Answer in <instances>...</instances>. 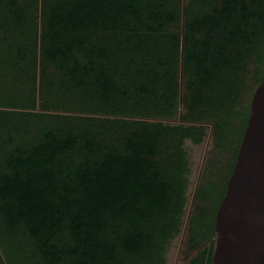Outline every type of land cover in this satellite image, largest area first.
<instances>
[{"label":"trees","instance_id":"trees-1","mask_svg":"<svg viewBox=\"0 0 264 264\" xmlns=\"http://www.w3.org/2000/svg\"><path fill=\"white\" fill-rule=\"evenodd\" d=\"M263 80L264 0H0V264H212Z\"/></svg>","mask_w":264,"mask_h":264},{"label":"water","instance_id":"water-1","mask_svg":"<svg viewBox=\"0 0 264 264\" xmlns=\"http://www.w3.org/2000/svg\"><path fill=\"white\" fill-rule=\"evenodd\" d=\"M215 219L212 264H264V80Z\"/></svg>","mask_w":264,"mask_h":264},{"label":"rangeland","instance_id":"rangeland-1","mask_svg":"<svg viewBox=\"0 0 264 264\" xmlns=\"http://www.w3.org/2000/svg\"><path fill=\"white\" fill-rule=\"evenodd\" d=\"M211 148L212 139L210 134L204 144L194 145L191 142L186 143V150L189 153L191 161V185L189 191V207L187 213H189V211L191 210L193 194L197 187L199 178L203 173L205 161ZM187 256L186 233L185 231H183L182 235L172 243V246L167 255V264H185Z\"/></svg>","mask_w":264,"mask_h":264}]
</instances>
